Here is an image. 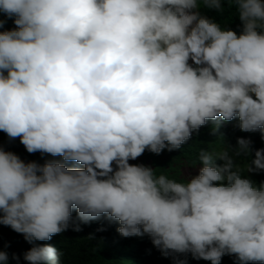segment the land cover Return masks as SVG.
<instances>
[{"label":"clouds","instance_id":"1","mask_svg":"<svg viewBox=\"0 0 264 264\" xmlns=\"http://www.w3.org/2000/svg\"><path fill=\"white\" fill-rule=\"evenodd\" d=\"M228 4L239 35L199 11L222 12V0H0L15 25L0 31V131L64 161L25 163L0 147V224L33 244L28 264H61L33 242L67 230L73 210L143 233L158 255L264 264V183L235 162L250 139L201 150V164L179 167L186 182L155 175L141 155L180 148L209 119L238 118L264 140V0ZM139 156L146 166L129 163ZM246 170H264V148Z\"/></svg>","mask_w":264,"mask_h":264},{"label":"trees","instance_id":"2","mask_svg":"<svg viewBox=\"0 0 264 264\" xmlns=\"http://www.w3.org/2000/svg\"><path fill=\"white\" fill-rule=\"evenodd\" d=\"M223 11L208 9L201 5L199 11L202 15L213 19L221 27L231 29L240 34L242 22L239 19L235 5L229 6L228 0H222ZM0 20L5 21L0 31L10 30L15 27L13 20L0 13ZM227 128L222 127L215 120L209 119L198 130H194L190 138L180 148L171 151L165 148L159 154L145 149L142 157L150 161V167L154 174L164 175L168 179L177 182H186L180 178V165H198L201 150L208 152H219L222 150L235 149L237 138L251 140L252 152L248 155L235 157V162L242 170V175L251 179L257 186L264 183V170L259 172H248L246 166L254 158L255 150L264 148V140L257 130L255 132L241 131L239 119L234 118L227 121ZM0 147L6 151L17 154L25 163L35 161L43 164L47 160H61L59 156L53 157L47 153L26 151L19 137L10 139L6 133L0 131ZM229 147V148H228ZM231 154V153H230ZM68 165V162H65ZM217 165H222L223 160L217 159ZM137 164L144 165L143 162ZM174 170V171H173ZM219 185L221 182H214ZM226 185V181H224ZM2 215V213H0ZM73 223L79 224V230H73ZM118 221H110L101 216L95 221L82 223L76 219V211L72 212V220L69 228L59 234H55L46 241H34V244H49L62 253L61 264H210V261L191 258L187 253H167L158 255L156 249L147 243L143 233L140 235L121 236L117 233ZM33 244L25 241L23 234L17 233L10 227L0 224V251H6L9 255V264H17L13 259V253L19 257V264H28L23 259V253L31 248ZM219 264H238L234 255H222ZM249 264H261V262H249Z\"/></svg>","mask_w":264,"mask_h":264},{"label":"rangeland","instance_id":"3","mask_svg":"<svg viewBox=\"0 0 264 264\" xmlns=\"http://www.w3.org/2000/svg\"><path fill=\"white\" fill-rule=\"evenodd\" d=\"M189 63H192L191 61H189ZM141 159H142V157L141 156H139V157H137L135 160H129V163L130 164H137L138 162H140L141 161ZM181 170H182V172L183 173H189L190 174V172H189V168H188V166H182V168H181ZM191 171V170H190ZM192 173H193V171H191ZM195 173V172H194Z\"/></svg>","mask_w":264,"mask_h":264}]
</instances>
